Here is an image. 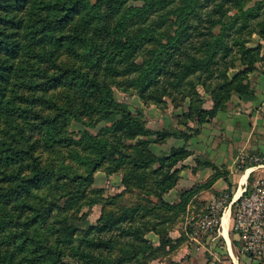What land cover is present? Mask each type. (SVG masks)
I'll list each match as a JSON object with an SVG mask.
<instances>
[{
	"label": "trees",
	"instance_id": "obj_1",
	"mask_svg": "<svg viewBox=\"0 0 264 264\" xmlns=\"http://www.w3.org/2000/svg\"><path fill=\"white\" fill-rule=\"evenodd\" d=\"M103 8L108 13H102ZM109 13L116 17L110 24ZM262 41L264 0H0V112L7 124L13 117L22 118L29 130L40 131L43 147L67 146L68 158L76 164L58 169L45 166L35 155L33 143L18 148L0 141V164H18L11 172L0 171V181L12 183L0 185V242L4 245L0 264H91L100 259L101 264H123L161 249L146 234L158 232L171 218L166 212L184 211L193 197L227 172L203 161V166L214 168L213 174L181 190L178 199L170 202L163 196L176 185L179 171L186 167L180 162L190 151L181 145L167 154H154L149 146L170 137L186 143L232 95L253 99L249 74L264 60ZM45 45L51 46L47 54L44 49L34 50ZM61 52L80 57L87 68L56 63L48 73L34 66L35 61L54 63ZM23 56L33 60L28 67L19 63ZM30 66L42 81L25 82L18 75L21 68L30 70ZM15 74L20 85L35 87L42 95L19 101L15 89L6 95ZM124 76V85L134 88L146 105L165 103V97L175 101L174 95L181 94L183 100L174 105H185L186 110L175 117L184 127H147L141 112L132 113L114 97L108 80ZM60 86L69 89L64 95L66 106H55L43 95ZM202 93L212 101L208 109L202 108ZM36 100L54 109V115L33 112ZM29 113L34 121L24 117ZM94 115V122L82 120ZM110 116L115 120L94 134L83 129ZM189 121L196 126H189ZM72 122L82 127L78 138L66 131ZM256 164L244 162L241 167ZM98 170L120 174L119 197L128 192L134 198L120 202L115 211L101 213L90 224L85 213L66 211L94 183ZM63 185L68 186L63 194L49 200L32 195L43 186ZM227 195L229 202L231 193ZM14 198L17 212L9 206ZM208 211L209 206L202 216ZM151 213L162 217L148 225L144 216ZM114 250L118 252L114 260L99 257Z\"/></svg>",
	"mask_w": 264,
	"mask_h": 264
},
{
	"label": "rangeland",
	"instance_id": "obj_2",
	"mask_svg": "<svg viewBox=\"0 0 264 264\" xmlns=\"http://www.w3.org/2000/svg\"><path fill=\"white\" fill-rule=\"evenodd\" d=\"M102 13H108V9L103 8ZM115 18V14L112 15L109 13L107 16L109 24L112 23ZM255 38L257 37L255 36ZM262 44L264 46V43ZM50 48L51 46L49 45H45L44 48H41L40 46H35L34 50L40 52L42 51V49H44L47 54ZM36 58L38 59V57ZM141 59L142 55H139L137 60L140 61ZM32 61V59L23 56L19 63L28 67L29 63H31ZM54 61V63L49 60H43L39 62L35 61L34 66L39 68H46L48 73L54 71L56 63L62 66L79 67L81 70H85L87 68L86 62L81 60L80 57H71L64 52L59 53L58 57H55ZM261 65H264V60L257 64L258 68ZM36 74L38 73H36V69L33 66H30V70H25L21 68L18 72V75L23 76L22 78H24L25 82L28 80H34L37 82L42 81L43 79L39 78ZM19 80L20 78L17 77L16 74L13 75L12 82L8 86L6 95L11 94V92H13V89H15L17 94H19L20 96V99H16V101L24 100V98H30L32 94L35 98L42 95V92L40 90H37L35 87L29 89L24 87L23 85H20ZM126 80L127 77L124 76L116 79H109L108 83L113 89L115 99L118 102L128 106L132 113L140 114L139 112H141L144 118V111L142 108H140V106L142 107L149 105H152V107L155 108H164L174 114L173 116H181L182 113L186 110L185 105H182V107H175L174 105L179 103L183 98L179 93L174 95L175 101H173L172 98L165 97V103H160L158 105H146L140 100L138 93L134 88L127 87L126 85H124V82ZM68 90L69 89L67 87L60 86L58 88L51 89L49 92L43 95L45 97H50L52 99L51 104H55V106H58L60 104L66 106L67 101L64 99V95L68 92ZM200 92L202 91L200 90ZM202 97V101H205V98L210 99L208 95L203 93ZM74 99H77L76 95L74 96ZM203 103L202 108H204ZM20 105L27 106V103H20ZM32 110L33 112H39L40 114L45 116H53L55 113L54 109L49 108V105H45L43 102L39 101H37L35 106H32ZM176 110L178 112L177 114L174 113V111ZM32 114L33 113H29L24 117L30 119L31 121H34L31 117ZM115 118V116H110L105 120H100L95 127L84 126L83 129H86L94 134L95 132H97L99 127L112 123ZM12 119V123L7 124L5 122L4 116L0 112V141H6L18 148H23L33 143L35 155L39 156L41 163L45 166L54 167L58 169L61 165H76L72 160L68 158L67 146L60 144L55 145L53 148L47 149L42 145L43 134L40 131L29 130L26 125V120L22 118L13 117ZM82 120H85L87 122H94L96 120V116H82ZM173 121H175V119H173ZM17 125L21 126L20 130L16 128ZM80 128H82L80 124L72 122L71 124L67 125L66 131L68 134L78 138L79 134L77 131ZM165 142L160 143L158 145H162ZM0 155H2L1 149ZM244 158H242V163H236V172L231 174L232 183H230V189H222L221 191H217L212 195L206 193H204V195L198 194L196 195V197H193L192 201L187 203L184 211L178 212L176 215H173V212H166L165 216H171V218L164 225L158 228V232L151 231L148 232L145 236L149 241L152 242L153 246L163 247L161 249H158L160 248L158 247L155 251L153 250L144 256H139L138 258L125 262L123 264H264V258L248 260L246 256L241 252L240 241L237 239L235 232L232 230V215L235 209V205H232L230 207L229 224V242H231L234 257L229 254L227 243L219 232V224V226H217L216 230L214 231L204 230L198 225L200 217L202 216L203 212L208 208V206H210L212 200L223 195L224 193L229 194L237 190L238 187L236 188V186L238 185V179L243 172L241 165L244 162L258 163L264 161V156L259 155H251L246 159ZM254 158H257V160L254 161ZM25 163L26 160L24 161V164ZM17 165V163L10 164L8 166H2L0 164V171L11 172L17 168ZM263 174L264 168L255 170L251 174L250 178L247 180V185L250 187V184H252L255 179H258ZM2 176V173H0V178ZM118 178L119 174L107 175L103 170H98L95 173L94 183L90 186L89 189H86V192H84L85 194L83 193L82 196L77 199L76 205L72 208V210H67L66 213L71 214L72 212H77L79 213V215L85 213L89 223L95 224L97 219L100 217L101 213L117 210V206L121 204L120 202H131V200H133L134 198V195L131 193L127 192L123 194V196L119 197L122 188L118 184ZM9 184L8 182L0 181L1 186L10 187L12 183L9 182ZM67 188L68 186L65 185H63L62 187L43 186L41 189H34L32 195H37L38 197L44 196L47 200H49L53 197H57L58 195L63 194V191ZM17 205L18 201H16L15 198L9 204V206L12 207V209L16 212ZM223 205L225 207L222 208V211L226 207L229 208V202H224ZM25 215L26 213L23 214V216ZM161 217L162 216H158L157 214L155 215L151 213L146 214L144 216V220H148L147 223L149 225V223L155 222ZM51 219L52 217L50 218V220ZM167 238H169L170 240L165 245L161 244V242ZM0 246L4 245L0 242ZM117 254L118 252L114 250L111 252H106V254L100 255L99 257L106 258V260H114ZM69 262L73 263L71 260H69ZM91 264H101V259L94 261Z\"/></svg>",
	"mask_w": 264,
	"mask_h": 264
},
{
	"label": "crops",
	"instance_id": "obj_3",
	"mask_svg": "<svg viewBox=\"0 0 264 264\" xmlns=\"http://www.w3.org/2000/svg\"><path fill=\"white\" fill-rule=\"evenodd\" d=\"M249 80L255 91L254 98L241 100L237 95H232L225 107L217 110L210 121L201 123L198 133L191 136L186 143L182 138L170 137L162 145L150 144L149 148L154 154H167L172 147L181 145H185L190 151V154L180 162L186 167L179 171L180 177L176 185L164 194L165 200L170 202L177 200L181 190L188 189L196 183L205 182L213 174L214 168L210 165L203 166V161L213 163L220 172H227L225 176H220L209 188L199 193L200 195L204 193L212 195L217 191L227 189L228 182L232 183L231 174L236 172V163L243 162L242 158L246 159L251 155L264 156V65L249 74ZM203 102V107L206 109L212 105L211 99L205 98ZM140 108L144 111V120L150 129L184 127L178 124L174 114L166 109L155 108L152 105L140 106ZM174 113L177 114V110ZM188 125L196 126V123L189 121ZM261 168H264V165L256 164L242 169L243 172L236 186L238 188L235 192H231V196L235 194L236 198L251 172ZM118 180L120 185V174ZM226 212H228L227 220L229 221L226 237L222 233V224L219 232L227 243L229 254L234 257L232 245L229 242V210L227 209ZM246 258L252 260L249 257Z\"/></svg>",
	"mask_w": 264,
	"mask_h": 264
},
{
	"label": "built area",
	"instance_id": "obj_4",
	"mask_svg": "<svg viewBox=\"0 0 264 264\" xmlns=\"http://www.w3.org/2000/svg\"><path fill=\"white\" fill-rule=\"evenodd\" d=\"M257 165H264V161ZM250 185L249 187L245 180L239 195L236 198L235 194L231 196L229 209L235 205L232 230L240 241L241 252L256 260L264 258V174ZM227 199L228 195L223 194L212 200L209 211L200 217L199 227L212 231L215 226L220 225L222 208L225 207L223 204Z\"/></svg>",
	"mask_w": 264,
	"mask_h": 264
},
{
	"label": "bare ground",
	"instance_id": "obj_5",
	"mask_svg": "<svg viewBox=\"0 0 264 264\" xmlns=\"http://www.w3.org/2000/svg\"><path fill=\"white\" fill-rule=\"evenodd\" d=\"M239 188H241V187H239ZM235 198V197H234ZM229 210V216H230V209L228 208V207H226L224 210H223V212H222V215H221V219H220V228H221V224H222V233H223V235H225V237H226V230H227V223L229 222L228 220H227V218H228V212H226L225 213V211L226 210ZM225 213V214H224ZM224 215V216H223ZM219 231H220V229H219ZM230 248V247H229Z\"/></svg>",
	"mask_w": 264,
	"mask_h": 264
}]
</instances>
